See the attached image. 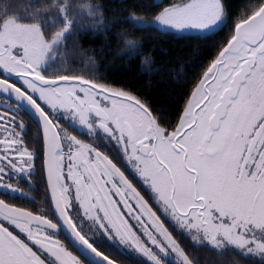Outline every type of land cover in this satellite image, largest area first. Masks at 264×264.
I'll return each mask as SVG.
<instances>
[{
  "label": "snow or ice",
  "instance_id": "snow-or-ice-1",
  "mask_svg": "<svg viewBox=\"0 0 264 264\" xmlns=\"http://www.w3.org/2000/svg\"><path fill=\"white\" fill-rule=\"evenodd\" d=\"M155 5L153 15L134 8L129 20L164 33L192 29L208 36L224 15L222 0ZM76 8L100 15L86 3ZM44 11L59 17L54 30L45 31L38 19H0V92L39 117L52 211L44 215L0 199V264H88L85 255L119 264L90 242L84 221L149 264H166L169 255L176 264H191L181 231L197 244L231 246L264 264V0L234 21L174 117L123 86L75 71H43L74 33L76 18L69 0H53ZM49 109L89 129L90 115L98 118L95 126L116 142L132 174L64 132ZM23 127L0 111V187L10 191L18 189L6 182L9 171L33 167ZM61 225L71 243L56 237Z\"/></svg>",
  "mask_w": 264,
  "mask_h": 264
},
{
  "label": "trees",
  "instance_id": "trees-1",
  "mask_svg": "<svg viewBox=\"0 0 264 264\" xmlns=\"http://www.w3.org/2000/svg\"><path fill=\"white\" fill-rule=\"evenodd\" d=\"M168 2L171 0H69L76 13L75 30L61 46L59 70L123 86L147 99L162 116L174 117L185 102V93L234 21L261 0H222L223 22L208 36H176L153 26H136L129 20L134 8L140 15H153L158 9L155 4ZM52 3L53 0H0V14L21 22L38 19L45 30L51 31L59 17L44 9ZM85 3L99 8L100 15L89 17L76 8ZM93 25L98 29L94 30ZM125 39L134 41L136 47L123 52Z\"/></svg>",
  "mask_w": 264,
  "mask_h": 264
},
{
  "label": "flooded vegetation",
  "instance_id": "flooded-vegetation-1",
  "mask_svg": "<svg viewBox=\"0 0 264 264\" xmlns=\"http://www.w3.org/2000/svg\"><path fill=\"white\" fill-rule=\"evenodd\" d=\"M3 18H6V15L1 13L0 19ZM60 64H62L61 61L53 60L49 64H45L42 70L55 72L59 70ZM0 111H6L15 116L17 121L23 122L24 127L21 130L22 139L26 146L33 151V167L29 172L15 173L9 171L8 173L6 182L13 184L18 190L10 191L7 188L0 187V199L10 202L16 207L48 215L52 210L50 208V198L42 167L43 139L42 128L37 119L38 116L35 117L19 102L2 92H0ZM48 111L50 117L64 132L75 136L82 142L88 143L93 150L101 151L109 158L114 159L126 173L132 174V169L124 160L123 153L118 148L116 142L95 126V121L98 118L90 115L89 123L91 124V129H89L80 125L77 120L67 113L59 110L52 112L50 109ZM62 148L65 152L68 151L66 145L62 144ZM82 229L89 233L90 242H93L95 246L113 256L119 264H149V261L144 257L120 245L117 241L108 240L90 222L84 221ZM55 235L57 238L71 243L62 225ZM177 235L180 244L191 260V264H260V257L247 255L231 246L212 247L204 243L197 244L182 231L177 233ZM72 248L78 252L80 251L73 243ZM84 258L87 260L85 256ZM88 264L92 263L88 261ZM166 264H176L175 257L172 255L166 257Z\"/></svg>",
  "mask_w": 264,
  "mask_h": 264
},
{
  "label": "rangeland",
  "instance_id": "rangeland-1",
  "mask_svg": "<svg viewBox=\"0 0 264 264\" xmlns=\"http://www.w3.org/2000/svg\"><path fill=\"white\" fill-rule=\"evenodd\" d=\"M223 19H224V15H223V16L221 17V19L217 22V25L213 26V27L215 28V30L218 29V28L221 26V24H222V22H223ZM148 21H150V20H148ZM135 25H136V24H135ZM136 26H138V25H136ZM146 26H150V25H146ZM185 32H186V33L183 34V35H186V34H188V35H189V34H192V35L198 36V35L195 34L194 30H192V29H186ZM169 33H171V34H173V35H176V36H181L180 34H177L174 30H170ZM128 40H130V39H125L124 42H123V52H128V51H130V49H133V46L127 44V41H128ZM135 47H136V43H135ZM135 47H134V48H135Z\"/></svg>",
  "mask_w": 264,
  "mask_h": 264
},
{
  "label": "water",
  "instance_id": "water-1",
  "mask_svg": "<svg viewBox=\"0 0 264 264\" xmlns=\"http://www.w3.org/2000/svg\"><path fill=\"white\" fill-rule=\"evenodd\" d=\"M2 93L6 95V93H4V92H2ZM7 95L10 96L11 98H13L14 100H16L15 97H14V95L11 94L10 92L7 93ZM16 101L19 102V103H20V104H21L26 110L30 111L35 117H37V114L34 112V110L31 108L30 105H28V104H26L25 102H22V101H18V100H16ZM37 119H38V122H39V124H40V127L42 128L41 122H40V120H39L38 117H37ZM66 234H67V236H68L67 231H66ZM68 238H69V236H68ZM73 244H74V243H73ZM74 245H75V244H74ZM75 246H76V245H75ZM76 247H77V246H76ZM82 254H83V253H82ZM83 255H84V254H83ZM85 257H86L87 260H88L89 262H91L92 264H99V262L96 261L95 259L89 258V257H87L86 255H85Z\"/></svg>",
  "mask_w": 264,
  "mask_h": 264
}]
</instances>
